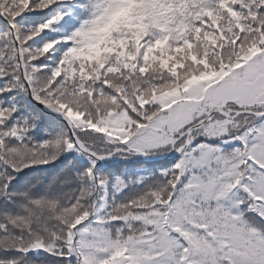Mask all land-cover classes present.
<instances>
[{"label":"snow or ice","instance_id":"6c2138e0","mask_svg":"<svg viewBox=\"0 0 264 264\" xmlns=\"http://www.w3.org/2000/svg\"><path fill=\"white\" fill-rule=\"evenodd\" d=\"M0 264H264V0H0Z\"/></svg>","mask_w":264,"mask_h":264}]
</instances>
